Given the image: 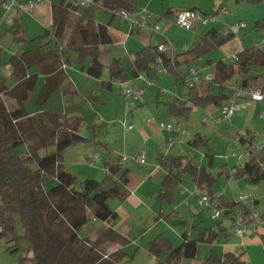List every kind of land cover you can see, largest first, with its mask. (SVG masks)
<instances>
[{
  "label": "trees",
  "instance_id": "obj_1",
  "mask_svg": "<svg viewBox=\"0 0 264 264\" xmlns=\"http://www.w3.org/2000/svg\"><path fill=\"white\" fill-rule=\"evenodd\" d=\"M137 1L94 0L92 5H102L116 14L115 12L122 9L132 12ZM76 6L73 1L63 6L53 4V46H50L51 40L37 43L38 39L47 36L49 30L46 28L40 36L26 40L36 46L10 55L6 63L11 66V75L19 80L14 88L7 85L6 78L0 72V239H4L6 251H22L18 264H121L125 255L124 248L107 252V247L112 243L124 246L128 242L127 238L111 227L101 231L94 240L79 235L80 229L90 219L110 223L117 217V213L109 206L108 199L123 200L128 193V169L122 168L121 158L104 164V174L100 180L84 178L77 181V176L64 168L63 153L69 145L94 138L93 135L87 137L80 133L83 119L69 117L52 109L31 114L24 106L28 92L35 83V75L27 76V68L31 66H37L46 76H53V84L44 88L45 97L55 90H60L63 94H74L63 69V64L68 62L61 55V49L64 47L79 52L76 62L89 75L98 77L101 74L98 45L110 41L106 26L95 24L85 9L81 20L66 36L64 27L67 11ZM255 25L264 27V18ZM233 35L229 29L226 31L224 28H209L192 46L178 53L171 49L159 50L158 44L165 42L163 38H159L155 43L135 52L134 68L130 73L124 70L119 59L109 64V73L119 81L129 75L137 76L141 72L152 79L158 73L156 68L162 65L166 73L185 80L186 98L174 99L169 103L172 115L184 120L189 118L192 106L203 109L210 105L220 106L232 94L226 82L236 75L241 76L239 86L242 87L253 85L262 76L261 87L264 92V46L246 47L237 52L232 62L210 59L208 62L212 67V79L192 85L187 83L190 72H182L180 68L203 57L209 58L217 47ZM87 57H90V62L85 65ZM213 86L216 87L215 91L212 90ZM14 90L18 91L19 105L7 107L3 96L11 94ZM257 136L256 133L247 131L238 133L236 138L244 147L254 148ZM188 143L192 147L203 146L204 154L211 164L214 153L210 152L207 140L194 135ZM51 145L54 150L40 154L42 149ZM160 165L167 168V173L159 184L158 197L161 201L172 203L174 197L171 188L187 175L195 186L203 191L201 194L217 202L218 207L224 210L223 216L230 222L234 209L249 212L244 204L234 202L224 194L217 195L213 191L217 177L204 165L197 164L192 159L182 160L181 157L171 156H163ZM234 167L235 172L227 174V177L236 180L246 177L252 185L263 182L264 148ZM174 169L177 170L175 174L172 173ZM222 174L220 172L217 176ZM50 177H55L57 183L45 189L43 182ZM256 203L257 198L253 201L254 207ZM261 219L264 226V210L261 211ZM18 223L23 229L21 234L17 232ZM180 223L184 227L187 222L184 220ZM191 230L195 231L196 227H191ZM229 230L221 225V221L218 222L217 230H198L196 237H191L189 232L184 230L181 232L182 241L178 245H174L166 235L158 233L146 244V248L155 259L153 264H180L183 258L196 257L198 242L212 244L219 234H222L227 242ZM261 238L264 241V234H261ZM21 241L24 242V247H21ZM243 254L242 251L231 250L217 254L211 250L208 257L198 264H244Z\"/></svg>",
  "mask_w": 264,
  "mask_h": 264
},
{
  "label": "crops",
  "instance_id": "obj_2",
  "mask_svg": "<svg viewBox=\"0 0 264 264\" xmlns=\"http://www.w3.org/2000/svg\"><path fill=\"white\" fill-rule=\"evenodd\" d=\"M27 1L19 0L21 4H25ZM70 1L74 0H47L44 4L36 5L33 8L15 6L10 9L8 11L10 13V21L18 24L21 18L27 15L32 22L29 25L30 29L28 31H25V29L23 31V25L20 24V35L17 36L18 41L22 43L40 36L48 28L49 32L47 36L38 39L37 43L42 44L45 41L51 40L50 46H53L54 37L51 29L53 23L52 6L53 4L63 6ZM232 1L241 3V9L235 14H229L228 5ZM220 6H225L228 12L219 14L216 20L208 22L207 24L195 23L192 29H184L178 26L174 20V11L176 9L187 8L201 13H208L212 11L217 12L216 10ZM85 9L92 16L95 24H104L106 26L107 35L110 37L109 42L98 45V56L102 64L101 74L98 77L89 75L76 62L79 52L75 49L64 47L61 49V55L68 62L63 64V69L67 75L66 80L74 89V94H63L60 90H55L45 97L44 88L53 84V76H46L37 66H31L27 68V76L35 75V83L33 88L28 92L27 99L24 102L33 99V90L40 80V88L35 96V109L28 112L33 114L45 109H52L61 111L69 117H81L83 119V123L79 129L80 133L87 137L93 135L94 138L87 139L83 143L69 145L63 153V166L66 170L77 176V181L84 178L100 180L104 174V164L114 162L121 158L120 163L123 166L122 168L128 169V182L126 184V189L128 190L127 196L125 199L117 202L116 207H111L109 204L117 213V220L115 219L116 221L113 220L110 223L95 220V222H100L101 226L98 232L88 237V239H96L101 231L111 227L132 241L129 237L131 230L128 223L133 220V214L137 210L145 207V209L156 216V223L164 216L162 215V212H164V203L157 198V193L160 190L159 184L167 173V168L160 165V159L163 156H171L181 157L182 160H193L195 153L192 152L193 149L188 143V140L194 137V135L201 137L202 135L196 132L192 136L188 128L189 135L182 136L174 130L168 131L160 128L158 125L160 121H165L172 123L174 126H184L182 120L172 115L169 110V103L174 99L181 100L187 96V86L184 79L181 80L178 76L166 72H158L151 79L141 72L137 76L129 75L126 79L119 81L110 76L109 64L113 60L119 59L124 70L130 73L134 68L133 56L135 52L151 43H155L159 38L170 41L173 51L178 53L183 52L188 46H192L200 35L209 28H224L228 31V25L239 19H244L247 26L248 24H252L255 28L254 30L243 32L242 36L233 35L217 47L209 58L203 57L189 63L188 66L183 65L180 68L182 72H190L191 69H196L197 74L200 76L212 74V67L208 62L210 59L214 61L223 59L232 62L237 52L242 49L250 46H264V27H257L255 25L256 22L264 18V0H138L132 8V15L135 18L145 17L149 25L157 24L160 30L159 33H153L148 28H138L129 21L121 19L102 5L95 4L87 8L77 5L75 8L67 11L64 27L66 36L81 20L83 10ZM167 11L169 13H166ZM8 13L5 14L8 15ZM21 43H19V47L14 53L30 49L31 46H36L35 43L29 44L27 41L26 44ZM89 62L90 57H87L84 64L87 65ZM3 76L5 77V75ZM240 78V75H236L227 81L226 85L238 86L240 85ZM12 79H14V84L10 87L14 88L19 83V80L15 76ZM262 79L263 77L260 76L258 82L255 84H262ZM126 88L133 91L142 89L140 99L136 102L126 101L122 95V90ZM212 90L215 91L216 87L213 86ZM4 96H11L10 98H12L14 105L10 107H17L19 105V94L17 90ZM192 112L197 113L195 115L199 114L198 116H202L201 119L198 117V121L204 125L208 120L203 116L205 112L212 117V121L215 123L230 124L218 119L219 106L216 105H210L204 109L192 106ZM263 123L264 102H256L246 109L234 113L230 127L235 130H231L233 134L230 132L227 134H230V138L232 135L236 138L238 133L243 134L247 131L257 133L260 128H264ZM128 125L131 128L125 129ZM169 137L175 139L172 145H168ZM95 141L98 143H95ZM140 150H144L145 152L144 164L137 163L133 159ZM229 150L227 149L225 153L221 154V157H218L214 153L211 164L208 163V159L204 161V158H201L202 155L200 154L198 156L199 163L194 162L204 165L211 174L214 167L218 166L219 173H223L222 176L225 177L226 182L233 179L239 184V192L249 191L253 188L255 193H260L261 189L258 188V185L250 184L246 177L236 180L226 176L227 174H231V169L234 166L241 163L234 157L228 155ZM94 154L97 155L96 160L93 159ZM122 156H127V159L123 160ZM176 172L177 170L174 169L172 173L175 174ZM193 185L195 193L200 195L203 191L197 188L194 183ZM249 185L251 186L250 188L248 187ZM213 191L216 194L219 193L214 187ZM225 193L226 190L224 195ZM178 194H180L178 195L179 199L176 196V199L179 201L178 203L181 204L184 201L191 203V199L186 195L185 190L181 189ZM152 202L155 204L151 205ZM258 202L259 199H257L256 204ZM195 209L199 211L198 207H195ZM121 210H123L122 217L119 216ZM172 211L175 214H179L177 208L176 211L172 208ZM198 214L200 213H196L195 217H198ZM202 224V222H194L191 227L195 226V231L184 228L183 231L186 230L191 237H196L198 230L211 228L209 226H202ZM229 231L232 233L231 230ZM261 234H264V232H259L260 238ZM249 237L250 239H254L252 235H248L244 240H248ZM243 241L241 239L240 244L243 245ZM223 245L224 251L245 252L244 245L240 246L239 251L238 249H233L234 247H230L226 242ZM118 248H125V246L112 243L107 247V252H112Z\"/></svg>",
  "mask_w": 264,
  "mask_h": 264
},
{
  "label": "rangeland",
  "instance_id": "obj_3",
  "mask_svg": "<svg viewBox=\"0 0 264 264\" xmlns=\"http://www.w3.org/2000/svg\"><path fill=\"white\" fill-rule=\"evenodd\" d=\"M240 5V6H239ZM229 14H235L241 9V3H235L234 1L231 2V4L228 5ZM5 12L3 8L0 7V61H2V65L0 66V72L5 75L7 85L13 86L14 79L13 75H11V66L6 63L8 58L14 51H16L19 47V42L17 36L20 35V24L23 25V31L30 29L29 25L32 23L30 18L25 15L23 18H21V21L17 24L13 21H10V13ZM10 19V20H9ZM15 24V25H14ZM254 26L252 24H248L247 27H244L240 29L237 33L234 34V36H242L243 32H250L251 30H254ZM256 32V31H255ZM26 44L25 42H22L21 44ZM255 84V83H254ZM259 84V83H258ZM261 84V83H260ZM259 84V85H260ZM40 88V80L37 82L33 92V99H29L26 102H24V106L27 111H32L35 109V100L36 95ZM11 97V96H10ZM9 96H3L4 101L8 107L13 106L12 98ZM201 109V108H200ZM197 113L192 112L190 113L189 118L182 120L184 123L183 127L186 129H190L191 135L193 136L196 132L201 134L202 137L207 140V145L210 149V152L215 153L218 157H221L220 155L225 153L227 149L230 150H239L244 147V144L239 141L238 138H234L233 135L230 138V134L235 130L232 129L231 123L228 125L225 124H218L212 121V117L208 113H203V116L206 117L208 120L206 124L204 125L202 122L198 121V116L195 115ZM196 116V117H195ZM197 122V123H194ZM199 122V123H198ZM264 125V123H263ZM233 134V133H232ZM257 136V142H261L264 136V128H260L259 132L256 133ZM230 141V142H229ZM193 150L192 152L194 154L193 161L198 162V156L199 154L202 155L201 158L207 159V157L204 154L205 148L203 146L199 147H191ZM54 150V146L51 145L45 149H42L40 151V154H45L46 152H50ZM244 159L242 160V162ZM214 167V166H213ZM219 173V167H214L212 171V175L217 177L214 189H216L218 192H221L222 190H226L225 196H227L229 199H231L234 195L239 194V184H237L236 181L231 179L230 181L226 182L225 177L223 176H217ZM100 178V177H99ZM98 178V179H99ZM57 181L55 180V177H50L49 179L44 180L43 187L45 189H49L52 187ZM258 185V188L261 189L260 193H255V190L251 188L249 192L256 194L257 199H259L258 204H256L255 208L259 211L264 210V181L260 182ZM247 186V185H246ZM251 187L250 185L248 186ZM194 185L192 181L189 179L187 175H184L181 182L174 185L171 188V191L173 192V201L172 203H168L167 201H162L164 204V212H162L164 215L160 218V221L158 223L155 222L156 216H154L150 211L145 209V207L140 208L133 214V220L128 223V226L130 227V238L132 241H130L128 238L127 244H125V255L123 256V259L121 261V264H153L154 263V257L153 255L147 250L146 244L148 241H150L156 234L162 233L166 235L171 242L174 245H178L181 241V231L184 229H191V225L195 222L197 223H203L202 226H209L214 229H218V222L221 221V225L229 229L230 221L226 216H223L221 213V217L214 219L212 218V210L211 208H203L198 204V194L195 193L193 190ZM225 188V189H224ZM183 189L186 192V195L191 199V203L184 201V203H178L179 201L176 199V196L178 197V194L180 190ZM160 193V190L157 193ZM196 194V195H195ZM179 199V197H178ZM185 199V198H184ZM193 200V201H192ZM120 200L117 198H110L108 199V204H110L111 207H116V203ZM155 204L154 202L151 203ZM158 204V202H157ZM195 207H198L199 211L195 209ZM172 208H177V211H179V214H175L174 211H172ZM171 210V211H170ZM122 211L120 212L119 216L122 217ZM201 211V212H200ZM196 213L198 214V217H195ZM202 214V216H200ZM178 215V216H177ZM169 218H166V217ZM117 218V217H116ZM115 218V219H116ZM114 219V220H115ZM187 219V223H185L184 227L181 225L180 221H184ZM117 220V219H116ZM115 220V221H116ZM101 223L95 222L94 220L90 219L80 230L79 235L83 238L91 237L94 233L98 232V229L100 228ZM17 232L22 233L23 229L21 225L17 224ZM259 232H264V226H261L259 228ZM259 232H248L246 233L242 238L235 236L234 234L230 233L229 239L226 243L230 245V247H234L233 249L240 250V241L244 240V238H247L248 235H252L254 239L248 238V240L243 241V245L245 247L244 252V264H264V241L260 238ZM224 236L222 234L218 235V238L212 243H206V242H198L197 245V255L195 258H183L180 261V264H198L200 261L208 257L210 254V251L213 250L215 253L220 254L224 251ZM242 245V246H243ZM25 244L23 241H21V247H24ZM6 243L4 239H0V264H18L19 258L23 254L22 251H17L15 253H10L5 250Z\"/></svg>",
  "mask_w": 264,
  "mask_h": 264
},
{
  "label": "built area",
  "instance_id": "obj_4",
  "mask_svg": "<svg viewBox=\"0 0 264 264\" xmlns=\"http://www.w3.org/2000/svg\"><path fill=\"white\" fill-rule=\"evenodd\" d=\"M47 0H28L25 4H21L19 0H0V7L3 8L5 11H9L15 6H20L22 8H33L36 5H42ZM75 4L81 7H88L94 4V0H74ZM144 10V9H143ZM217 12L202 14L200 12L181 8L176 9L174 11V20L176 24L184 29H192L195 23L207 24L208 22L216 20L219 14H225L228 12V9L225 6H220ZM117 16L121 19L129 21L133 25L138 28H148L153 33H159V26L157 24L149 25L147 19L145 17H138L135 18L131 12L122 9L118 12H115ZM247 23L244 19H239L231 24L228 25L229 32L236 34L240 29L246 27ZM159 50L171 49L172 45L170 41L165 40L164 43L158 44ZM157 72L165 73L166 69L162 65H159L157 68ZM190 76L187 78V83L192 85V83L205 81L208 82L212 79V74H206L204 76H200L197 74L196 69L190 70ZM229 91H232V94L226 98L223 103L219 106V117L220 121L231 123L233 120L234 113L239 110L246 109L247 107L251 106L256 102H264V92L262 91V87L259 84H253L248 87H242L237 85L228 86ZM142 93V89L138 90H130L128 88L122 90V95L124 99L128 102H136L140 99ZM262 116V114H261ZM160 128H164L168 131L174 130L178 134L182 136L189 135L187 129L174 126L170 122L160 121L158 123ZM131 126L128 125L125 129H130ZM175 142L173 137L168 138V145H172ZM264 148V136L261 142H257L254 148H246L243 147L239 150H229L228 155L234 157L237 161L242 162L244 159L247 160L250 158L254 152H258ZM93 159H97V155H93ZM123 160L127 159V156H122ZM133 159L137 163L144 164L145 163V152L144 150H140ZM235 172V167L231 169V174ZM224 190L219 192V194H224ZM256 194L251 193L249 191L240 192L237 195H234L231 200L237 203L244 204L248 207L249 212L246 213L244 210L241 209H234L231 215V222H230V230L231 232L238 237H243L248 232H257L260 226L263 225V220L261 219V211L257 210L254 205L253 201L256 199ZM198 204L203 208H211L212 210V218L217 219L224 214V210L218 207L217 202L211 200L207 195L200 194L198 196Z\"/></svg>",
  "mask_w": 264,
  "mask_h": 264
}]
</instances>
